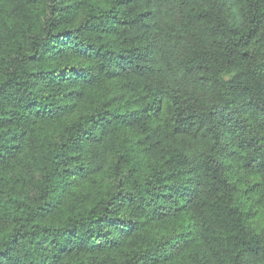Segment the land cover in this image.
<instances>
[{
	"label": "trees",
	"instance_id": "trees-1",
	"mask_svg": "<svg viewBox=\"0 0 264 264\" xmlns=\"http://www.w3.org/2000/svg\"><path fill=\"white\" fill-rule=\"evenodd\" d=\"M0 264H264V0H0Z\"/></svg>",
	"mask_w": 264,
	"mask_h": 264
}]
</instances>
